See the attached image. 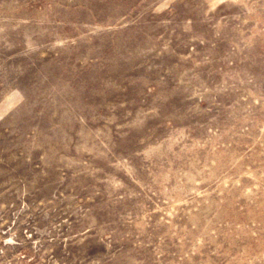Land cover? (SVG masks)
I'll return each mask as SVG.
<instances>
[{"label": "rangeland", "instance_id": "374dc122", "mask_svg": "<svg viewBox=\"0 0 264 264\" xmlns=\"http://www.w3.org/2000/svg\"><path fill=\"white\" fill-rule=\"evenodd\" d=\"M0 264H264V0H0Z\"/></svg>", "mask_w": 264, "mask_h": 264}]
</instances>
